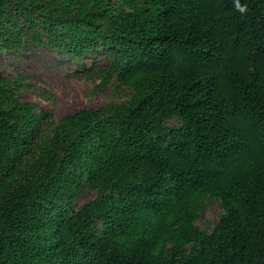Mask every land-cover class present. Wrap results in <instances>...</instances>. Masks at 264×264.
<instances>
[{"label": "trees", "instance_id": "16d2710c", "mask_svg": "<svg viewBox=\"0 0 264 264\" xmlns=\"http://www.w3.org/2000/svg\"><path fill=\"white\" fill-rule=\"evenodd\" d=\"M239 3L0 0V50L103 49L131 90L56 121L0 73V264H264V0Z\"/></svg>", "mask_w": 264, "mask_h": 264}, {"label": "rangeland", "instance_id": "374dc122", "mask_svg": "<svg viewBox=\"0 0 264 264\" xmlns=\"http://www.w3.org/2000/svg\"><path fill=\"white\" fill-rule=\"evenodd\" d=\"M117 2L118 0H111ZM33 41L24 47L0 50V73L13 78L16 95L37 104V111L45 110L50 118L62 117L83 108H98L109 103H120L129 98L130 88L119 86L115 79L103 84L101 70L110 57L97 49L83 56H73L57 47ZM177 115L168 117L167 124L178 126ZM96 196V191L85 187L76 200L81 205ZM224 209L220 200L207 201L197 224L211 232Z\"/></svg>", "mask_w": 264, "mask_h": 264}, {"label": "clouds", "instance_id": "9594fccd", "mask_svg": "<svg viewBox=\"0 0 264 264\" xmlns=\"http://www.w3.org/2000/svg\"><path fill=\"white\" fill-rule=\"evenodd\" d=\"M235 6L241 11L244 12L247 8V5H241L239 0H235Z\"/></svg>", "mask_w": 264, "mask_h": 264}]
</instances>
